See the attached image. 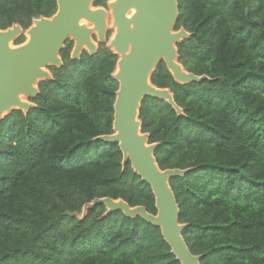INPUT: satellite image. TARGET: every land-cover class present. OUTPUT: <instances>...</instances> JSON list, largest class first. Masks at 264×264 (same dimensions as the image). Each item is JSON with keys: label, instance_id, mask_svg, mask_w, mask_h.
Here are the masks:
<instances>
[{"label": "trees", "instance_id": "obj_1", "mask_svg": "<svg viewBox=\"0 0 264 264\" xmlns=\"http://www.w3.org/2000/svg\"><path fill=\"white\" fill-rule=\"evenodd\" d=\"M177 3L175 31L189 34L178 62L204 78L178 84L159 64L150 82L181 114L145 97L141 132L158 144L161 171L188 170L169 184L190 253L201 264H264V0ZM56 11L57 0H0V30L24 32ZM72 49L66 42L63 66L48 68L34 107L0 121V264H180L139 216L102 204L82 215L96 198L156 209L118 145L97 139L113 133L117 56L101 44L74 60Z\"/></svg>", "mask_w": 264, "mask_h": 264}, {"label": "water", "instance_id": "obj_2", "mask_svg": "<svg viewBox=\"0 0 264 264\" xmlns=\"http://www.w3.org/2000/svg\"><path fill=\"white\" fill-rule=\"evenodd\" d=\"M95 1L57 0L56 13L51 18L35 20L26 31L27 41L16 47L11 45L23 34V29L14 25L0 30V121L13 110L27 113L34 107L24 99L39 95L40 82L53 80L45 70L63 66L59 53L66 42H73L71 59L74 60L83 52L96 54L99 47L93 37L99 45L107 42V13L104 9H92ZM108 8L115 35L106 48L118 58L117 71L112 77L118 89L113 102V133L97 139L118 145L122 164L128 162L139 179L149 186L156 213L149 214L143 206L130 207L120 199L111 198H96L85 207L92 209L102 204L107 213L121 211L128 218L139 216L159 228L177 262L201 264V255L191 254L184 242L182 232L186 226L179 223V208L169 184L171 179L183 176L188 170L159 169L154 158L158 144L148 143V135L141 132L138 118L140 102L145 97L164 100L181 114L170 91L156 88L150 82L159 64L165 65L178 84L204 78L186 72L178 62L176 45L189 34L182 28L175 31L179 17L177 0H113Z\"/></svg>", "mask_w": 264, "mask_h": 264}, {"label": "rangeland", "instance_id": "obj_3", "mask_svg": "<svg viewBox=\"0 0 264 264\" xmlns=\"http://www.w3.org/2000/svg\"><path fill=\"white\" fill-rule=\"evenodd\" d=\"M110 2H111V0H110ZM110 2H107V3H106V7H94V6H93L92 9H94V10H95V9H104V10L106 11V13L108 14V16H109V17L107 18V21H110V20L112 21V19H111V11H110V9L108 8V4H109ZM107 30H109V34H108V37H109V38L107 39V42H106L105 44H103V45H105V46L108 45L109 41H110L111 38H112V35L114 34V28L112 27V24H111V26H107ZM26 31H27V30H26ZM26 31L23 32V35H24V37H25V41H24V43L27 41ZM92 39H93L95 45L99 47V44H98L96 38L93 37ZM72 43H73V42H72ZM16 46H19V45H15V44H12V45H11V47H16ZM45 71H48V72L51 74V72L49 71V69H46ZM116 71H117V69H115L114 74L116 73ZM51 75H52V74H51ZM24 101H25V102H28V103H31L30 100H27V99H24ZM86 210H87V208L85 207V208L83 209V211H82V212H83L82 215L85 214Z\"/></svg>", "mask_w": 264, "mask_h": 264}, {"label": "bare ground", "instance_id": "obj_4", "mask_svg": "<svg viewBox=\"0 0 264 264\" xmlns=\"http://www.w3.org/2000/svg\"><path fill=\"white\" fill-rule=\"evenodd\" d=\"M111 1H113V0H111ZM110 2V1H109ZM111 11V10H110ZM132 12V14H133V10L131 11ZM107 17H109L108 16V14H107ZM128 18H130V16H127ZM111 19H112V17H111ZM106 22H107V20H106ZM80 24L81 25H85V21L84 20H80ZM111 24H112V21L110 20L109 22H107V26H111ZM93 31H94V28H92V27H90ZM114 35H115V32H114V34L112 35V38L111 39H113V37H114ZM27 38H28V36H27Z\"/></svg>", "mask_w": 264, "mask_h": 264}, {"label": "flooded vegetation", "instance_id": "obj_5", "mask_svg": "<svg viewBox=\"0 0 264 264\" xmlns=\"http://www.w3.org/2000/svg\"><path fill=\"white\" fill-rule=\"evenodd\" d=\"M107 22H109V21H107ZM109 34V33H108ZM100 46V45H99Z\"/></svg>", "mask_w": 264, "mask_h": 264}]
</instances>
